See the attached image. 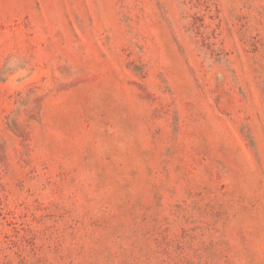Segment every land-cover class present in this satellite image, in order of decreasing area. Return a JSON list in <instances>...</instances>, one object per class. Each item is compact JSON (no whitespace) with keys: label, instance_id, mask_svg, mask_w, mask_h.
<instances>
[{"label":"rangeland","instance_id":"rangeland-1","mask_svg":"<svg viewBox=\"0 0 264 264\" xmlns=\"http://www.w3.org/2000/svg\"><path fill=\"white\" fill-rule=\"evenodd\" d=\"M0 264H264V0H0Z\"/></svg>","mask_w":264,"mask_h":264}]
</instances>
